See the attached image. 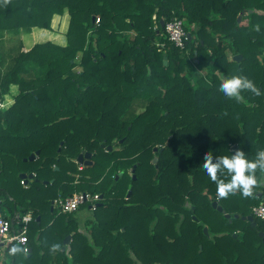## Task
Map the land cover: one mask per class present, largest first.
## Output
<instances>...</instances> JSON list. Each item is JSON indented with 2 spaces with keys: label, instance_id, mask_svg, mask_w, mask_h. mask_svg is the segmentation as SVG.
<instances>
[{
  "label": "trees",
  "instance_id": "1",
  "mask_svg": "<svg viewBox=\"0 0 264 264\" xmlns=\"http://www.w3.org/2000/svg\"><path fill=\"white\" fill-rule=\"evenodd\" d=\"M64 13L65 44L25 49L21 33L50 30ZM174 17L189 34L183 49L160 26ZM0 47V98L17 86L0 112V177L34 175L31 202L15 203L33 215L28 251L10 256V243L8 264H264V220L229 221L212 207L248 215L264 187L219 198L202 167L209 151L235 145L252 160L264 149V0H0ZM233 74L261 94L225 97L221 77ZM81 150L91 163L79 168ZM86 191L103 195L79 207L91 211L86 225L50 210L58 194ZM8 195L0 185V209Z\"/></svg>",
  "mask_w": 264,
  "mask_h": 264
},
{
  "label": "clouds",
  "instance_id": "2",
  "mask_svg": "<svg viewBox=\"0 0 264 264\" xmlns=\"http://www.w3.org/2000/svg\"><path fill=\"white\" fill-rule=\"evenodd\" d=\"M256 30L259 31V25L256 26ZM218 90L237 103L244 101L241 94L244 91H251L255 95L261 94L254 82L242 74L222 76ZM202 167L210 180L216 184V194L219 198L227 199L237 192L244 198H249L253 196L254 188L261 186L257 171L264 174V149L258 150L252 160L248 159L240 148H236L233 154L216 157L209 151L204 155ZM60 250V243H54L50 247L51 253ZM26 251L25 247L16 244L8 250V255L15 256L17 252H23L25 255Z\"/></svg>",
  "mask_w": 264,
  "mask_h": 264
},
{
  "label": "built area",
  "instance_id": "3",
  "mask_svg": "<svg viewBox=\"0 0 264 264\" xmlns=\"http://www.w3.org/2000/svg\"><path fill=\"white\" fill-rule=\"evenodd\" d=\"M95 22H98V18L95 20ZM163 28L168 40L175 47L183 49L185 41L189 37V34L186 32L183 26V19L174 17L168 20L167 22H164ZM161 46H163V44H161ZM13 101V98L11 96H7V94L4 95V97H1L0 112L8 109L9 106L13 103ZM79 165V168H81V164ZM27 183L28 181H26L25 179L21 180V184L24 187H28ZM100 200L101 199L99 197V194L91 193L89 191L76 192L73 195L66 197L58 194L57 197L52 200V206L53 210H55L57 213L65 214L76 211L81 205H87L89 209H93ZM251 214L256 219L258 218L260 220H264V204L259 203L258 205H254L251 208ZM32 220L33 215L30 210L26 211L23 214H18L15 221L17 227L13 230L11 220L6 216L2 215L0 211V264H3L2 258L4 256V251L7 246L6 244L16 242L21 246L25 247L28 251L27 231L28 224Z\"/></svg>",
  "mask_w": 264,
  "mask_h": 264
},
{
  "label": "rangeland",
  "instance_id": "4",
  "mask_svg": "<svg viewBox=\"0 0 264 264\" xmlns=\"http://www.w3.org/2000/svg\"><path fill=\"white\" fill-rule=\"evenodd\" d=\"M67 26H68V16L66 13H64L63 15H55L52 18L50 30L49 29H40V28L34 29L33 28L30 30V32L22 33V35H23L22 41L24 42V44L27 48L28 47L30 48L34 43L42 42V41H46V40H50V41L56 42L58 44H65V42H66L65 31H66ZM8 36H9L8 33H6L4 35V37H5L4 39L8 38ZM5 44H7V43H5ZM5 48H3V50H5ZM187 60H188V58H187ZM185 64H186L185 65L186 71H193L192 72V73H194L193 78H195L197 70L191 65V60H188ZM199 73L202 74L201 72H199ZM14 93H13V95H14ZM8 95L9 94H7V96ZM262 178H263V176H262ZM18 180H19V174H17V173L15 175H11L9 177H7V176L0 177V185H5L7 190H8L9 195L6 197H7V203L9 204V206L15 205L16 210L20 211L21 205L15 204V203L21 202L22 204L27 205L28 202H31V199H30L31 193L33 194L34 192L24 189V186L20 185ZM31 181H33V179ZM36 202L37 201L35 200V202L32 205L35 206ZM7 203L3 204L1 206V213H2V215H6L8 218H10L11 213L9 212L10 210L7 206ZM90 212L91 211L88 210L87 207L85 206L83 208L77 209L76 211L73 212V214L75 215L77 220L80 221L81 225H84V224L86 225L85 221L89 220L88 218L91 216ZM82 227H84V226H82ZM30 231L33 234H34V232L35 233L37 232L33 225L30 226ZM233 234H232V236H233ZM209 237H213V236L209 235ZM2 260L5 262V264H8L10 261V258H9V256H6V257L3 256Z\"/></svg>",
  "mask_w": 264,
  "mask_h": 264
},
{
  "label": "water",
  "instance_id": "5",
  "mask_svg": "<svg viewBox=\"0 0 264 264\" xmlns=\"http://www.w3.org/2000/svg\"><path fill=\"white\" fill-rule=\"evenodd\" d=\"M249 11H251V10H249ZM244 12H245V10H243V11H241L239 13V15L237 17V21L238 22H240L241 16H242V14ZM92 22H93V19H92ZM163 25H164V21H163V19H160V26L163 27ZM241 58H242V55L241 54H235L232 57V59L235 60V61H237V62L240 61ZM166 63H167V60H166V57L164 56V58H163V64L166 65ZM102 147H105V145L102 144ZM107 149L108 150H111L112 149V146L111 145H107ZM231 149L234 152V150L236 149V146L235 145H232L231 146ZM38 152L39 151L37 150L36 152L31 153L28 157L24 158L23 160L24 161H26V160H29V161L34 160V158L36 157V155L38 154ZM90 157H91V154L90 153H88V152H86L84 150H81V152L76 157V162L79 163V164H83V165L90 164L91 163ZM153 162H156V158L153 159ZM33 176L34 175L32 173H28V174L27 173H20L19 174V177L21 179H25L26 181H29L30 179H32ZM133 178H134V176H133ZM99 197H100V199H102L103 198V195L100 194ZM100 204L101 203L99 202L98 205H100ZM212 207L214 209H216L218 212H222L224 214V216L229 219V221H231L232 218H238V217H240L242 220L249 221L252 226H255L256 225V221H255L254 217L251 215V213H249L248 215H245V216H240L239 214H234V215L231 216L230 214L225 213L224 210H223V208H222V206L219 205L216 201H213L212 202ZM50 210L51 211L53 210L52 201H51V205H50ZM37 219H38V217H37ZM79 230H81V229H79ZM203 231H204L205 234H207L206 227L203 228ZM258 234H259V236H263V232L262 231H259ZM233 236L235 237L236 236V233H234ZM70 237H71V235H67L63 239V245H62V249L63 250L66 249V247L68 245V242L70 240ZM6 245H8V244H6Z\"/></svg>",
  "mask_w": 264,
  "mask_h": 264
},
{
  "label": "crops",
  "instance_id": "6",
  "mask_svg": "<svg viewBox=\"0 0 264 264\" xmlns=\"http://www.w3.org/2000/svg\"><path fill=\"white\" fill-rule=\"evenodd\" d=\"M56 15H57V14H56ZM54 16H55V15H54ZM54 16H53V17H54ZM34 29H35V28H34ZM22 37H23V35H22V33H21V38H22ZM22 42H23V41H22ZM23 45H24L25 49H28V48H29V47L27 48V47L25 46L24 42H23ZM228 56H229V58H232V57H233V56L231 57V54H229ZM196 61H197V60H196ZM191 63H192V61H191ZM196 70H197V69H196ZM198 72H201V73L204 75V73H203L204 71H200V70H198ZM15 91L17 92V86L14 85V84H11V85H10V91H9V93H8V94H9L8 96H9V97L11 96V97L13 98V93H14ZM16 92H15V93H16ZM15 93H14V94H15ZM261 184H262V186L264 187V174H263V178L261 179ZM6 202H7V201H6ZM7 206H8V208H9V210H10L9 212L11 213V216H10L9 219L11 220L12 228H13V230H14V229H16V227H17V224H16L15 221H16V217L18 216L19 213H17V211H16V206H15V205H13V206H12V205L9 206V204L7 203ZM0 211H1V209H0ZM4 216H6V215H4ZM6 217H7V216H6ZM7 218H8V217H7ZM11 243H12V242H11ZM9 244H10V243H9ZM9 244L6 246V248L9 246ZM4 256H5V251H4ZM5 257H6V256H5ZM2 262H3V264H5V262H4L3 260H2Z\"/></svg>",
  "mask_w": 264,
  "mask_h": 264
},
{
  "label": "flooded vegetation",
  "instance_id": "7",
  "mask_svg": "<svg viewBox=\"0 0 264 264\" xmlns=\"http://www.w3.org/2000/svg\"><path fill=\"white\" fill-rule=\"evenodd\" d=\"M155 149H156V148H154V151H155ZM251 215H252V214H251ZM252 216H253V215H252ZM253 217H254V216H253ZM254 219H255V221H256V218H255V217H254ZM256 223H257V221H256Z\"/></svg>",
  "mask_w": 264,
  "mask_h": 264
}]
</instances>
